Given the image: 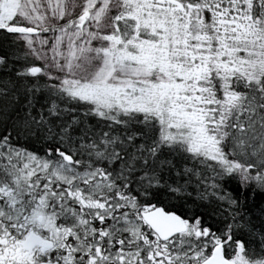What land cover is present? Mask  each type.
I'll return each instance as SVG.
<instances>
[{
	"label": "snow or ice",
	"instance_id": "obj_1",
	"mask_svg": "<svg viewBox=\"0 0 264 264\" xmlns=\"http://www.w3.org/2000/svg\"><path fill=\"white\" fill-rule=\"evenodd\" d=\"M0 264H264V0H0Z\"/></svg>",
	"mask_w": 264,
	"mask_h": 264
}]
</instances>
